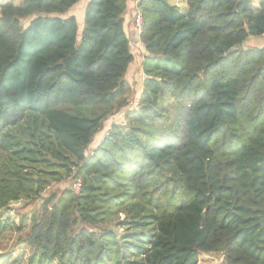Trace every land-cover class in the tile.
<instances>
[{"label": "trees", "instance_id": "obj_1", "mask_svg": "<svg viewBox=\"0 0 264 264\" xmlns=\"http://www.w3.org/2000/svg\"><path fill=\"white\" fill-rule=\"evenodd\" d=\"M82 1L0 5L11 264H264V47L245 48L264 38V0H139L135 98L131 0H90L80 32L67 15ZM68 179L80 194L50 190ZM20 202H40L29 226L2 224Z\"/></svg>", "mask_w": 264, "mask_h": 264}, {"label": "rangeland", "instance_id": "obj_2", "mask_svg": "<svg viewBox=\"0 0 264 264\" xmlns=\"http://www.w3.org/2000/svg\"><path fill=\"white\" fill-rule=\"evenodd\" d=\"M23 0H8L2 1L0 5L3 4H14L16 6L20 5ZM130 24L128 25V33L132 44V52L135 55V61L132 64L128 74H127V80L131 84L134 90L133 98L139 93V89L142 86L143 76H142V70H141V61L143 58L144 49L142 45L139 44L137 40V32H136V24H135V16L131 15ZM264 47V38H251L245 45V48H260ZM115 121V119L113 120ZM110 127V124H107L104 131L97 136V139L95 140L92 149L98 144V142L105 136L106 132L108 131ZM72 179H68L67 181H64L59 184L52 183V187L50 190L52 192H60V190L68 189L72 186ZM48 193V191H47ZM45 193V195H47ZM39 203H14L11 204L8 209L3 211L2 214V224L7 223L8 221L14 222L16 224H19L23 216H27V227L28 224L31 223L33 216L37 213V210L40 207ZM19 236V233L12 230H5L2 234H0V264H11L14 260H16L21 253L23 252V249H17V238ZM24 260L26 261L27 255H24ZM200 264H221L220 261L209 258L206 256L201 257V263Z\"/></svg>", "mask_w": 264, "mask_h": 264}, {"label": "crops", "instance_id": "obj_3", "mask_svg": "<svg viewBox=\"0 0 264 264\" xmlns=\"http://www.w3.org/2000/svg\"><path fill=\"white\" fill-rule=\"evenodd\" d=\"M2 1H5V0H0V4L2 3ZM8 2H9V0H8ZM89 2H90V0H83L81 3H79L77 6H75L67 15V16L76 17V19H77V21L79 23L80 32L83 30L85 11H86V7H87ZM138 2H139V0H131V2H130V11H129V13L126 16V28H127V31L129 29L128 25L130 24V21H131L130 20L131 19V15L135 16V14L137 13V4H138ZM169 2L171 4L177 6L179 11L182 12V13H186L187 10H188V5H187V1L186 0H169ZM136 32L138 34L137 40H138L139 44L141 45L140 40H139V33H138L137 30H136ZM142 76L144 78L143 72H142Z\"/></svg>", "mask_w": 264, "mask_h": 264}, {"label": "built area", "instance_id": "obj_4", "mask_svg": "<svg viewBox=\"0 0 264 264\" xmlns=\"http://www.w3.org/2000/svg\"><path fill=\"white\" fill-rule=\"evenodd\" d=\"M135 24H136V27H137V30H138V33L140 35L141 33V29H142V17H141V14L139 12H137L136 16H135ZM139 105V102L138 100L129 108L128 111H133L134 109L137 108V106ZM115 122H119L122 126H125L126 125V120H125V113H121L116 119H115ZM108 135V131L106 132L105 136L106 137ZM103 137V138H104ZM102 138V139H103ZM101 139V140H102ZM100 140V141H101ZM99 141V143H100ZM98 143V144H99ZM97 144V145H98ZM47 189H50V188H47ZM81 189H82V180L81 179H76L73 181L72 183V186H71V190L75 193V194H80L81 192ZM48 191V190H47Z\"/></svg>", "mask_w": 264, "mask_h": 264}]
</instances>
